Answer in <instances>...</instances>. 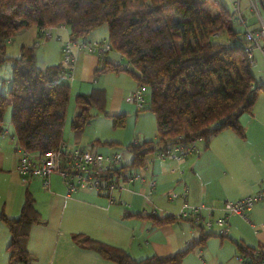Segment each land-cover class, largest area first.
<instances>
[{
	"label": "trees",
	"instance_id": "1",
	"mask_svg": "<svg viewBox=\"0 0 264 264\" xmlns=\"http://www.w3.org/2000/svg\"><path fill=\"white\" fill-rule=\"evenodd\" d=\"M234 14L222 0H0V49L16 32L32 25L45 29L67 26L71 40L76 41L105 24L108 46L129 68L105 64L100 72L127 71L137 86L150 92L147 109L154 115L158 140L127 146L132 154L127 166L139 167L153 153L155 144L167 147L176 143L179 135L184 143L201 137L205 145L225 129L244 136L239 118L251 111L259 87L244 50L246 29L234 28L238 20ZM258 44L264 50L260 40ZM62 74V64L40 69L33 47L22 46L18 57L12 59L10 83L6 93L0 92V133L10 108L9 122L21 151L41 155L64 141L71 91L62 82ZM74 101L77 112L70 126L78 141L94 116L92 111L108 114L101 89L78 94ZM112 117L116 127L125 125V115ZM123 170L120 166L101 178L114 182L111 172L125 178ZM0 220L9 234L5 249L8 264H27L28 232L38 220L32 199L24 200L17 218L0 211ZM204 230L198 245L210 236ZM71 238L115 264H181L192 247L169 257L133 260L121 248L83 234ZM238 252L244 264H261L264 257L246 245H239Z\"/></svg>",
	"mask_w": 264,
	"mask_h": 264
},
{
	"label": "crops",
	"instance_id": "2",
	"mask_svg": "<svg viewBox=\"0 0 264 264\" xmlns=\"http://www.w3.org/2000/svg\"><path fill=\"white\" fill-rule=\"evenodd\" d=\"M226 2L233 11L240 0ZM246 2L250 4V0ZM256 2L258 14H264V6L260 0ZM224 5L226 6L225 3ZM235 24L236 22V29ZM256 28L252 26L248 29ZM96 37L91 32L86 37L90 41H76L95 42L92 39ZM106 39L107 34L101 42L96 41L99 48L95 51L74 47V61L66 66L62 62V50L66 42L71 40L67 26L45 29L32 25L21 29L0 49V92L6 93L10 83L12 59L18 57L22 46H28L34 48V53L35 48L39 49L35 57L40 69L48 65H63L62 76L70 78L71 82H62L70 87L71 94L72 89L74 90V97L88 94L93 89L103 90L106 111L108 101L102 84L105 79L97 80L96 75L112 72H100L105 64L127 68L121 65L118 52H109L112 49ZM91 82L102 88L91 85ZM258 87V97L251 111L244 112L239 118L243 137L230 129L222 130L212 136L207 145L196 142V150L181 159L156 158V152L171 145L162 147L155 144L153 153L143 166L128 167L125 164L117 167L124 166L122 174L125 178L116 171L111 172L115 180L127 182L125 188H118L116 193L112 189L91 191L83 188L68 193L62 177L57 173L50 176L47 188L42 187L38 178H32L24 185L21 183L22 187L18 184L11 185L13 180L17 181V166L22 151L17 147L9 117L6 116L4 131L0 133V211L8 218H17L24 200L27 197L32 199L38 220L29 228L26 251L30 254V260L27 264H115L102 258L94 250L73 242L71 237L75 234H83L121 248L133 260L173 256L191 245L181 264H244L237 256L239 245L255 248L258 255H262L264 202L255 205L245 214V218L229 215L226 236H219L217 227L213 225L207 230L210 236L205 238L202 245H198L196 241L203 228L193 226L190 219L179 217L182 211L202 205L212 208L209 219L215 222L225 215L222 209L224 201L242 199L264 187V92L259 90L263 88L262 84L258 83ZM130 94L124 100L134 103L127 101ZM96 115L95 113L93 117ZM177 137L175 139L178 143ZM181 139L180 142L184 143ZM157 140L156 134L155 141L144 142L155 143ZM132 143L142 144L137 139ZM62 144L98 153L95 149L68 145L64 141L60 145ZM32 156L36 158L39 155ZM4 176H13L15 179L11 177L13 180L1 186ZM133 176L138 178L129 181ZM114 194L119 200L114 199L115 202L110 203ZM166 217H170L169 221L161 223ZM202 217L208 218L206 211L202 212ZM203 232L206 233L205 230ZM8 241V230L0 220V264H8L5 250ZM261 264H264V257Z\"/></svg>",
	"mask_w": 264,
	"mask_h": 264
},
{
	"label": "built area",
	"instance_id": "3",
	"mask_svg": "<svg viewBox=\"0 0 264 264\" xmlns=\"http://www.w3.org/2000/svg\"><path fill=\"white\" fill-rule=\"evenodd\" d=\"M261 5L264 6V0H260ZM250 4L258 13L256 0H250ZM238 6V4H236ZM259 15V14H258ZM260 16V15H259ZM245 38L247 45L244 50L252 65L254 63L253 52L255 49L262 52L264 50L259 46V37H264V28L260 31H254L246 28ZM74 47L95 51L99 48L97 42L73 41L66 42L63 48L62 62L66 66H70L74 61ZM144 86H138L135 92L130 94L127 101L134 102L139 109L144 103ZM178 143L173 144L154 155L158 159H181L182 157L194 152L196 150V142H201V137L193 139L187 143H181V137L178 136ZM21 158L18 162L17 173L24 185L32 178H38L41 181L42 187L49 186V179L52 174H58L62 177L63 182L67 187L68 193L76 191L77 189H88L91 191H100L101 189L111 190L115 187L114 182H106L101 178L108 171L116 169L121 163V157L118 154L102 155L93 153L86 149L77 147H68L60 145L54 150L45 152L44 154L34 157L24 151L21 152ZM138 178L133 176L129 181ZM154 186V184H151ZM174 197V195H173ZM115 202L110 198V203ZM264 202V187L257 190L254 194L244 197L236 201H224L222 209L224 216L212 222L209 217L212 215V208L205 206L191 207L189 211H182L179 215L181 218L190 219L193 226H202L205 229H211L213 225L217 227V233L221 236H226L228 233L227 217L229 215H236L245 218V214L250 211L255 205ZM185 205V204H184ZM206 211L207 219L202 217V212Z\"/></svg>",
	"mask_w": 264,
	"mask_h": 264
},
{
	"label": "rangeland",
	"instance_id": "4",
	"mask_svg": "<svg viewBox=\"0 0 264 264\" xmlns=\"http://www.w3.org/2000/svg\"><path fill=\"white\" fill-rule=\"evenodd\" d=\"M222 1H224L228 9L232 11L231 5H229L226 0ZM233 11L237 16V19L239 20V24H235L237 29L244 30L246 28L254 26L257 27L256 29H254V31L256 32L260 31L261 28H264V14H261V12L259 11V16L258 13L253 10L251 4H247L246 0H240L238 6L233 8ZM238 20L236 22H238ZM92 33L97 36L96 38H93L92 41L101 42V40H103L107 34L106 25L104 24L97 27L92 31ZM85 39L87 41L89 40L87 38ZM259 39L260 44L264 45V37H259ZM216 40L217 39H214V41ZM53 41L56 42L57 40L53 39ZM38 50V48H35L36 54L39 52ZM114 51L111 50L109 52L114 53ZM253 58L254 63L251 65V70L254 76L256 77L257 82L263 85V88L259 89L260 92L263 93L264 57L260 51L255 50L253 52ZM118 59L121 60V65H124L129 68L127 61L124 58L118 57ZM61 79L62 81H67V83L71 82V79L66 78V76L64 75L61 77ZM96 79H105V83H103L102 80V84L103 89H105L107 95L108 105L106 108V113L108 115L97 114L95 117H93L90 122L84 126L82 135L80 139L76 142L73 138L70 126L71 121H73L77 112V108L74 101L75 93L72 89V94L66 110V121L63 132L64 142L68 145L95 149L98 153H101L102 155L118 154L121 157L120 165L129 164L132 160V154L126 149V147L130 143L134 142L135 139H137L139 143H142L144 141H155L156 139L155 118L153 113L147 109V105L150 99V92L148 88L145 87L143 95L145 103H143L141 107L142 109L139 110L137 109L134 103H128L124 100L126 96H128L131 92L135 91L138 88L136 82L133 80V78L127 71L120 70L117 72L112 71L108 73H99L98 75H96ZM91 85L98 88H102L99 87V85H96V83L93 84V82H91ZM117 106L119 107L118 109L116 108ZM120 113L125 114L126 116L125 125L123 127H116L114 125L113 117L109 115H115ZM91 114H95V112L92 111ZM6 116H10V108H8L5 112L4 118ZM198 143H202V145L205 144L204 141ZM4 177L5 178L2 180L1 186L4 184H8L10 180H13L11 178L13 176ZM16 177L17 181L13 180L11 182V185L16 186V184H18L20 186V178L18 175ZM113 180L115 183V187L111 191H114L115 193L118 191V188H123L125 184H127V182H122V179L115 180V178L113 177ZM112 198L116 201L119 200L116 198L115 194L112 195ZM207 230L209 229H205L206 233L208 232Z\"/></svg>",
	"mask_w": 264,
	"mask_h": 264
},
{
	"label": "water",
	"instance_id": "5",
	"mask_svg": "<svg viewBox=\"0 0 264 264\" xmlns=\"http://www.w3.org/2000/svg\"><path fill=\"white\" fill-rule=\"evenodd\" d=\"M261 254L264 255V249L261 251Z\"/></svg>",
	"mask_w": 264,
	"mask_h": 264
}]
</instances>
